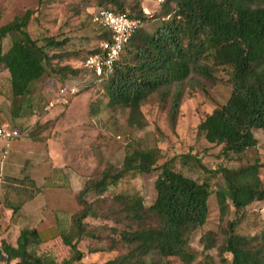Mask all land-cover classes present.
Wrapping results in <instances>:
<instances>
[{"label":"trees","instance_id":"1","mask_svg":"<svg viewBox=\"0 0 264 264\" xmlns=\"http://www.w3.org/2000/svg\"><path fill=\"white\" fill-rule=\"evenodd\" d=\"M97 4L96 7L124 11L140 21L124 43L111 74L104 79L106 104L127 108L129 125L144 124L139 106L160 87L163 97L169 94V121H174L185 85L199 82L198 77L213 80L214 68L222 66L230 83L229 94L198 121L196 129L206 141L220 144L223 156L239 154L256 144L253 129L264 128V0H161V12L153 15L160 22L151 32L142 28L149 14L124 10L122 0H98ZM30 12L25 9L0 24V39L7 35L10 38L6 48L0 50V67L8 72V107L13 117L22 114L21 104H14L16 97L25 98L30 82L45 72L43 61L53 54H48L25 29ZM98 35V39L107 38L109 33L99 28ZM45 42L52 47L60 44L52 36L45 37ZM127 46L130 57L120 58ZM204 57H209L210 62ZM59 68L84 70L80 62L76 67ZM33 126L34 123L29 131ZM155 151L153 147L127 150L119 168L105 166L97 178L84 181L74 195L75 203L82 206L72 213L71 226L58 233L70 249L67 257L52 262L29 250L36 242L35 230L21 227L14 244L0 236V264H151L155 258L167 255L186 262L192 260L195 253L189 246L190 235L205 222L211 191L205 181L173 169L169 159L156 165ZM258 165L255 161L217 169L222 177V184L214 190L218 217L222 218L229 205L234 212L217 245L219 254L229 255L228 264H264V225L254 234H241L234 229L244 206L253 199L264 198ZM155 167L159 169L153 179L155 195L148 206L142 204L138 195H115L123 204L124 216L136 223L135 227H113L116 240L122 241L126 250L103 261L81 260L82 251L75 243L84 232L81 218L89 212L82 194L88 189L100 193L123 173L150 172ZM5 204L11 208L12 216L18 205ZM146 218L152 222L147 223ZM212 234V230H207L199 236L203 248L212 246Z\"/></svg>","mask_w":264,"mask_h":264},{"label":"rangeland","instance_id":"2","mask_svg":"<svg viewBox=\"0 0 264 264\" xmlns=\"http://www.w3.org/2000/svg\"><path fill=\"white\" fill-rule=\"evenodd\" d=\"M122 1L123 9L128 12L141 11L149 14L142 24L146 31L151 32L159 24L160 19L153 15L161 12V0ZM97 3L98 0H0V24L21 14L25 9H30L25 29L38 44L43 45L48 54L53 53L43 61L45 72L30 82L25 98L20 100L16 97L14 104H21L22 113L18 117H13L9 110L4 111V100L9 104V81L7 70L0 67V122L8 121L19 128L27 126L28 130L22 135L23 138L49 136L48 147H57L56 157L52 155L54 162L64 164L66 173L78 176L77 181L81 187L85 180L97 178L103 167L119 168L125 151L155 148L156 165L169 159L173 169L199 182L205 181L211 192L207 198L205 222L190 235L189 246L195 253L194 258L186 262L175 255H167L155 258L151 264H228L229 255L219 254L217 245L222 242L226 221L234 217V212L229 205L222 218L218 217L214 190L222 184V177L217 169L219 166L237 167L256 161L259 163L257 175L264 187V128L253 129L257 139L254 146L245 148L239 154L229 153L226 156L219 152L220 144L206 141L197 131L198 121L214 106L221 104L229 94L230 83L222 66L214 68L213 80L198 77L199 82L190 81L185 85L174 121H169V94L163 97L160 87L152 91L139 106L144 124L141 127L129 125L126 121L127 108L109 107L106 104L104 80L95 81V75L87 69L77 68L72 72L59 68L62 65L78 66L85 53L96 45L99 28L91 22L90 15ZM48 36L59 40L60 44L54 47L46 44L45 37ZM9 39V35L0 39V50L6 48ZM128 50L127 46L120 58H129ZM203 60L210 62L209 57H204ZM62 82L73 83L79 90L68 96L66 104H56L43 111V104ZM32 123L34 126L29 131ZM6 141L0 138V161L3 159ZM9 142L6 145L11 148ZM30 143H36L39 151L44 149L42 141ZM158 170L155 167L150 172L123 173L100 193L88 189L82 194L89 212L81 218L84 232L75 243L82 251L81 260L103 261L126 250V245L116 240L118 236L113 227L121 229L129 224L135 227L136 223L124 216L123 204L115 195H138L142 204L148 206L155 195L153 179ZM7 172L4 163L0 162V236L7 242L14 243L18 226L39 223L42 218L7 219L2 203L13 192V185L7 183ZM81 206L82 204L75 203L70 215L64 218L59 213L60 219L56 223L57 227H61L59 231L71 226L72 213L77 212ZM42 217L45 218L39 225L42 227L40 236L51 239L50 236L55 232L48 225L51 219L46 218V213ZM146 222H152V219L146 218ZM263 225L264 198L253 199L244 206L234 229L241 234H254ZM87 230L90 233H86ZM207 230L213 231V244L209 248H203L199 236ZM50 239L31 244L29 250L52 262H59L69 255L70 249L61 242L60 237ZM72 239L75 240V237ZM91 249L97 250L90 251Z\"/></svg>","mask_w":264,"mask_h":264},{"label":"crops","instance_id":"3","mask_svg":"<svg viewBox=\"0 0 264 264\" xmlns=\"http://www.w3.org/2000/svg\"><path fill=\"white\" fill-rule=\"evenodd\" d=\"M2 105L5 108L4 111L7 112L9 110L7 100H4ZM49 138V136L42 137L39 135L29 138L21 136L8 140L12 147L8 148L6 145L8 141H6L4 144L6 148L3 149L2 154L3 159L0 161L4 163L6 171L8 170L6 173L7 183L13 185V192L2 203L7 213V219L16 220L25 217L29 220H40L42 218L39 223L32 222L31 224L20 225L17 229L18 233L21 227L33 228L36 234V242L34 243L45 242L50 239L40 236L42 227L39 225L44 221L45 217L42 216L45 213L46 218L51 219L48 225L55 230L50 236V240L59 237L58 233L61 227L56 225L60 219L59 213L62 218L70 215L75 206V192L81 187L77 181L78 176L75 177L74 173H66L64 164L59 165V163L54 162L57 147L52 149L48 147L47 140ZM36 141L43 142L44 149L42 151L36 149V143H30ZM6 202L18 205L12 216L11 208L5 204Z\"/></svg>","mask_w":264,"mask_h":264},{"label":"built area","instance_id":"4","mask_svg":"<svg viewBox=\"0 0 264 264\" xmlns=\"http://www.w3.org/2000/svg\"><path fill=\"white\" fill-rule=\"evenodd\" d=\"M90 20L98 28L108 31L109 36L98 39L94 48L83 56L80 63L84 69L95 75V81H100L111 74L124 43L140 21L136 17L128 16L124 11L107 7H95L91 11ZM78 90V86L73 83L58 84L54 93L43 104L42 110H48L56 104H66L68 96ZM27 130V126L19 128L8 121L0 122V138L7 141L21 137Z\"/></svg>","mask_w":264,"mask_h":264}]
</instances>
